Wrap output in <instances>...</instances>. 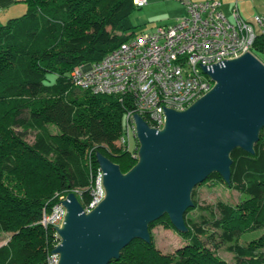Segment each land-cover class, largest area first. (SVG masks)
Here are the masks:
<instances>
[{"label": "trees", "instance_id": "1", "mask_svg": "<svg viewBox=\"0 0 264 264\" xmlns=\"http://www.w3.org/2000/svg\"><path fill=\"white\" fill-rule=\"evenodd\" d=\"M21 1L24 13L0 24V233L8 234L0 264H47L54 230L39 220L55 194L79 189L81 204L90 199L96 152L123 173L136 163L117 144L130 103L75 87L70 71L136 36L130 14L140 7L133 0ZM251 49L264 60L263 35ZM253 148V154L231 151L229 182L217 172L202 182L236 189L235 204L217 202V214L200 207L208 215L196 221L188 215L198 207L193 188L186 231H177L163 214L148 224L149 241L131 240L108 264H231L217 254L221 244L233 253V264H264V232L239 242L241 235L264 228V126ZM158 224L177 231L185 244L162 253L152 233Z\"/></svg>", "mask_w": 264, "mask_h": 264}, {"label": "water", "instance_id": "2", "mask_svg": "<svg viewBox=\"0 0 264 264\" xmlns=\"http://www.w3.org/2000/svg\"><path fill=\"white\" fill-rule=\"evenodd\" d=\"M202 70L210 90L182 111L167 108L160 129L134 116L137 161L127 172L96 152L105 197L86 213L74 193L66 195L57 264H108L131 240L149 241L148 224L163 214L186 231L194 186L212 172L229 182L234 148L254 153L264 126V63L245 52Z\"/></svg>", "mask_w": 264, "mask_h": 264}, {"label": "built area", "instance_id": "3", "mask_svg": "<svg viewBox=\"0 0 264 264\" xmlns=\"http://www.w3.org/2000/svg\"><path fill=\"white\" fill-rule=\"evenodd\" d=\"M141 7L147 0H133ZM185 13L169 25L142 32L106 53L95 62L73 66L70 79L73 85L93 94L113 95L124 99L130 107L124 113L122 133L117 144L137 158L138 141L134 116H141L151 128L160 129L167 108L182 111L207 93L213 80L203 72L214 64H222L252 51L257 35L264 36V16L243 19L236 8L231 19L221 9L220 0H181ZM130 136L134 139L131 146ZM90 199L81 204L79 189L71 190L83 212H90L105 197L103 173L98 166L91 170ZM67 193H56L50 209H43L39 222L54 230L53 249L60 243L56 228L65 215L62 201ZM53 249L47 264L58 263Z\"/></svg>", "mask_w": 264, "mask_h": 264}, {"label": "rangeland", "instance_id": "4", "mask_svg": "<svg viewBox=\"0 0 264 264\" xmlns=\"http://www.w3.org/2000/svg\"><path fill=\"white\" fill-rule=\"evenodd\" d=\"M230 2L234 6L235 0H230ZM19 3L22 4L24 10H19L18 7V9H16L14 12L17 14H12L11 11H7L5 8L2 10L0 9V20L2 21L0 24L6 23V21L9 19V15H12L11 17H17L24 13L26 9L25 3L23 1H19ZM183 12L184 9L181 4V0H161L158 2V4H154V6L151 8H149L147 4L143 7L135 8L130 14V21L135 26L134 31L136 35H139L142 32L153 31L160 25L172 24ZM260 61L264 63V60ZM26 139L28 142H32L33 133H29ZM130 143L133 147L134 139L132 136H130ZM133 158L137 159L135 157ZM194 188L198 207L192 210L188 215L193 217L196 221H200V217L208 215L207 211L199 209L200 207L205 208L209 206L215 211V214H217V202L223 201L226 203L235 204L240 197V194L236 189L227 188L220 182L213 183L212 181H208L207 183H199L195 185ZM209 228L211 227L209 226ZM263 232L264 228L247 232L240 236L239 242L241 244H246L250 239L259 236ZM152 233L155 238L156 246L162 253H171L180 246L184 245L186 242V240L181 237L177 231L172 228H165L161 224L153 227ZM7 236V233H0V243L5 242ZM225 246V244H221L219 247H217L216 252L221 258L233 264L235 262L234 255L232 252L228 251Z\"/></svg>", "mask_w": 264, "mask_h": 264}, {"label": "crops", "instance_id": "5", "mask_svg": "<svg viewBox=\"0 0 264 264\" xmlns=\"http://www.w3.org/2000/svg\"><path fill=\"white\" fill-rule=\"evenodd\" d=\"M19 1L21 0H0V9L2 10L5 8V10L11 11L12 14H17L14 12L16 11V9H18V7H19V10H24V7L22 6V4L19 3ZM160 1L161 0H147L146 4L147 6H149V8H151L154 6V4L156 5ZM220 1H221V9L224 12V14L227 16V18L229 19H231L232 11L235 8L238 14L245 20L251 21L255 15L264 16V0H235V3H234L235 7L230 2V0H220ZM183 9H184V12L180 16H182L185 13L184 6H183ZM11 16L12 15H9L8 18H12ZM0 22L2 21L0 20ZM160 26H165V25H160ZM3 243L4 242L0 243V245Z\"/></svg>", "mask_w": 264, "mask_h": 264}]
</instances>
